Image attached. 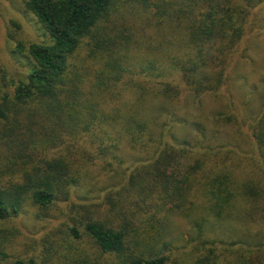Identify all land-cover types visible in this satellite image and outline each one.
Instances as JSON below:
<instances>
[{
    "label": "trees",
    "instance_id": "1",
    "mask_svg": "<svg viewBox=\"0 0 264 264\" xmlns=\"http://www.w3.org/2000/svg\"><path fill=\"white\" fill-rule=\"evenodd\" d=\"M149 1H25L49 41L14 43L21 69L6 83L0 76V264H264V104L249 121L259 176L241 184L221 154L232 149L207 143L203 126L194 127L202 132L201 154L189 153L196 145L171 129L150 126H165L157 119L181 93L197 99L225 85L251 0L152 2L156 25L162 17L180 38L166 57L146 53L134 61L129 48L137 40L118 25V6L145 11ZM125 75L131 83L118 86ZM125 146L146 157L129 160ZM94 161L122 175L121 185L61 207L63 222L40 236L38 251L19 245L14 220L28 206L36 224L49 219ZM198 192L206 213L192 219L173 255L164 236L168 218L191 211ZM229 221L249 229L224 232Z\"/></svg>",
    "mask_w": 264,
    "mask_h": 264
},
{
    "label": "rangeland",
    "instance_id": "2",
    "mask_svg": "<svg viewBox=\"0 0 264 264\" xmlns=\"http://www.w3.org/2000/svg\"><path fill=\"white\" fill-rule=\"evenodd\" d=\"M25 1L0 0V76L5 77V83L15 77V70L21 69V63L11 55L14 43L22 42L27 46L35 42L49 41L37 18L26 8ZM157 1H149L145 11L140 8L138 10L136 5V7L126 8L118 6L116 15L118 25L126 27L132 39L137 40L131 43L129 48L134 61L140 60V56L146 53L151 57L158 56L161 59L167 56L165 51L176 50L175 45H171V42H177L180 35L174 32L162 17L161 20L164 22L156 25L158 16L152 2ZM238 1L247 2V0ZM199 8L200 6H195V11H198ZM248 8L244 35L239 42L237 53L231 58L228 80L225 85L218 92L204 93L197 99L188 91L181 93L174 100L166 102L168 104L167 113L157 119V122H163L165 126H156L155 120L153 125L150 124L153 129L160 127L166 134H169L171 129L178 138L188 139L193 145H196V148L191 149L189 153L196 154H201L204 151H200L203 149L199 148L200 143L196 138L198 135H202V132L196 131L194 127L203 126L205 128L203 134L206 135L207 143L226 144L233 150L221 154L228 156V163L235 164L233 171L239 184L248 182L250 179L256 180L259 176V170L253 163L257 151L250 134L249 121L264 104V0H251ZM129 80L130 78L125 75L118 86H121V83L122 86L130 84ZM126 96L132 98L130 94H126ZM219 113H222L223 117L235 115L236 120L217 118ZM175 121H180V123H175ZM195 138L196 141H194ZM167 140L171 141L172 139ZM176 141L179 140L175 138ZM121 152L132 161H139L146 157V154L141 150H133L128 146L123 147ZM206 154L210 156L208 160H217L209 152ZM133 165L128 166L132 167ZM88 168L89 172L81 183L82 186L75 187L68 200L61 202L58 209L54 208L49 213V219H42L36 224L33 211L28 206L26 212L14 220L13 224L19 229L17 231L20 234L19 245L25 242L23 247L25 244L32 245L34 252L38 251L42 244V241L38 240L40 236L53 224L59 225L63 222L64 219L59 212L61 207L89 196L92 199H98L107 189L112 186L117 187L123 182L122 175H114L100 161H94L88 165ZM0 169L5 170L1 166ZM2 175L8 176L10 173L6 172ZM196 201L197 205L189 208L191 211L187 214L172 213L168 218L169 223L164 236L166 241L169 240V248L172 247L168 252L173 255H180L179 252L182 251L180 247L185 242L184 239L188 238L192 232V219L201 218L206 213L203 210L205 200L201 193L198 194ZM226 226L239 232L249 229L245 222H241L240 226H236L234 221L222 223L221 227L224 232ZM37 240L38 242H36ZM178 257L182 259V257ZM171 264L173 263L171 262Z\"/></svg>",
    "mask_w": 264,
    "mask_h": 264
}]
</instances>
